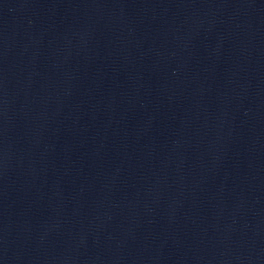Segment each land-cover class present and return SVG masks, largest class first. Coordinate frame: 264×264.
I'll return each mask as SVG.
<instances>
[{
  "label": "water",
  "instance_id": "1",
  "mask_svg": "<svg viewBox=\"0 0 264 264\" xmlns=\"http://www.w3.org/2000/svg\"><path fill=\"white\" fill-rule=\"evenodd\" d=\"M0 264H264V0H0Z\"/></svg>",
  "mask_w": 264,
  "mask_h": 264
}]
</instances>
